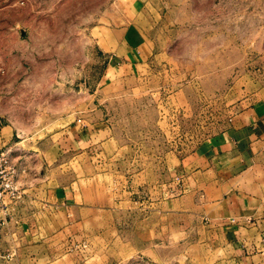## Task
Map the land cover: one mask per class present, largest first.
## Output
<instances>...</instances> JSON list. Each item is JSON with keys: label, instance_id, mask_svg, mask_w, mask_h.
Here are the masks:
<instances>
[{"label": "rangeland", "instance_id": "1", "mask_svg": "<svg viewBox=\"0 0 264 264\" xmlns=\"http://www.w3.org/2000/svg\"><path fill=\"white\" fill-rule=\"evenodd\" d=\"M145 37L157 55L128 70L122 52ZM242 101L264 102V0H0V152L21 186L72 180L84 208L73 239H53L39 264H202L189 218L157 229L152 180L159 157L168 178L175 151L222 129ZM79 121L92 128L81 152L67 131ZM30 191L7 207L62 221Z\"/></svg>", "mask_w": 264, "mask_h": 264}, {"label": "crops", "instance_id": "2", "mask_svg": "<svg viewBox=\"0 0 264 264\" xmlns=\"http://www.w3.org/2000/svg\"><path fill=\"white\" fill-rule=\"evenodd\" d=\"M144 39L133 41L122 52V65L128 70L149 66L157 55L147 43L151 39ZM238 105L222 129L187 151H175L168 178L160 171L163 163L159 157L152 180L157 183V208L153 211L157 229L165 226L166 215L173 217L177 229L182 228V218H189L184 228L198 232L202 264H264V102L242 101ZM0 118L6 117L2 114ZM94 125L101 129L103 123ZM6 129L8 126H0V149L8 142ZM67 131L70 147L78 152L89 149L91 126L79 121L71 123ZM46 181L44 174L29 177L20 187L30 189L35 198L43 196L46 202L58 204L62 221L40 224L39 209L31 214L20 206L0 207V264H39L44 248L48 262L53 239L60 237L56 245L63 247L77 234L75 227L84 220V208L76 205L72 180L53 188ZM75 212L78 218L73 217ZM87 213L98 215L102 209L89 208ZM160 247L159 239V258Z\"/></svg>", "mask_w": 264, "mask_h": 264}, {"label": "built area", "instance_id": "3", "mask_svg": "<svg viewBox=\"0 0 264 264\" xmlns=\"http://www.w3.org/2000/svg\"><path fill=\"white\" fill-rule=\"evenodd\" d=\"M24 191L18 181V171L8 154L0 152V207L7 209V204L23 197ZM153 264V263H147Z\"/></svg>", "mask_w": 264, "mask_h": 264}]
</instances>
